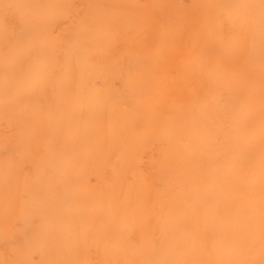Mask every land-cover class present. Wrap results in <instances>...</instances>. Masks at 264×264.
Instances as JSON below:
<instances>
[{
	"label": "bare ground",
	"instance_id": "bare-ground-1",
	"mask_svg": "<svg viewBox=\"0 0 264 264\" xmlns=\"http://www.w3.org/2000/svg\"><path fill=\"white\" fill-rule=\"evenodd\" d=\"M0 264H264V0H0Z\"/></svg>",
	"mask_w": 264,
	"mask_h": 264
}]
</instances>
